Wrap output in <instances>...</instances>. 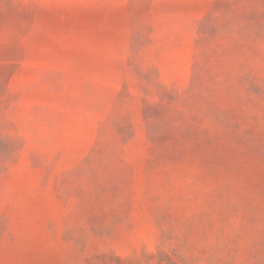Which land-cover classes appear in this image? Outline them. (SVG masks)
<instances>
[{"label":"rangeland","instance_id":"374dc122","mask_svg":"<svg viewBox=\"0 0 264 264\" xmlns=\"http://www.w3.org/2000/svg\"><path fill=\"white\" fill-rule=\"evenodd\" d=\"M0 264H264V0H0Z\"/></svg>","mask_w":264,"mask_h":264}]
</instances>
